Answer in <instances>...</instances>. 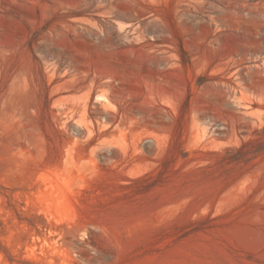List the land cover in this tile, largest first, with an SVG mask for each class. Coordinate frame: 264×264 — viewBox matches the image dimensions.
Wrapping results in <instances>:
<instances>
[{
    "label": "rangeland",
    "instance_id": "374dc122",
    "mask_svg": "<svg viewBox=\"0 0 264 264\" xmlns=\"http://www.w3.org/2000/svg\"><path fill=\"white\" fill-rule=\"evenodd\" d=\"M264 0H0V264H264Z\"/></svg>",
    "mask_w": 264,
    "mask_h": 264
},
{
    "label": "trees",
    "instance_id": "16d2710c",
    "mask_svg": "<svg viewBox=\"0 0 264 264\" xmlns=\"http://www.w3.org/2000/svg\"><path fill=\"white\" fill-rule=\"evenodd\" d=\"M262 132L264 135V127L262 128ZM227 150H233L235 152L233 156L227 158L230 161H240L255 158L261 154H264V140L249 139L247 141H243L241 146Z\"/></svg>",
    "mask_w": 264,
    "mask_h": 264
}]
</instances>
